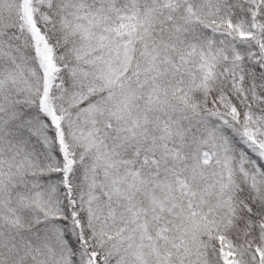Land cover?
<instances>
[{
    "label": "snow or ice",
    "instance_id": "obj_1",
    "mask_svg": "<svg viewBox=\"0 0 264 264\" xmlns=\"http://www.w3.org/2000/svg\"><path fill=\"white\" fill-rule=\"evenodd\" d=\"M0 264H264V0H0Z\"/></svg>",
    "mask_w": 264,
    "mask_h": 264
}]
</instances>
